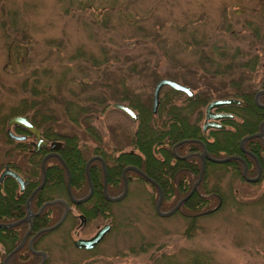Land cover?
<instances>
[{"label": "rangeland", "instance_id": "rangeland-1", "mask_svg": "<svg viewBox=\"0 0 264 264\" xmlns=\"http://www.w3.org/2000/svg\"><path fill=\"white\" fill-rule=\"evenodd\" d=\"M263 3L264 0H0V118L21 107L25 96L38 97L42 91H49L53 95L49 99L51 110L36 105L29 111L35 109L36 118L51 131L49 137L71 138L76 134L81 144L90 147V153L97 140L129 149L132 146L127 143L137 120L112 103H126L120 99L123 91H134L148 99L161 77L182 83L192 80L190 70L203 68L199 50L219 57V51L224 49L225 58H247L249 63L257 53L251 81L259 80L264 73ZM255 27L258 37L253 35ZM78 49L81 55L74 56ZM89 56H106L105 66L101 67L109 72L100 75ZM23 79L28 85L24 86ZM32 83L38 85L35 90H40L39 94H33ZM173 100L182 102L180 97ZM92 110L94 114L90 116L88 111ZM234 118L241 120L236 114ZM86 122L93 124L97 140L87 133ZM188 140L203 144L199 153L206 149L204 140L183 141ZM245 141L244 149H248ZM6 149L18 151L0 133L2 158ZM176 153L175 158L181 154ZM94 155L99 154L91 156ZM20 158V154L15 156L16 160ZM261 169L254 182L243 174L241 177L230 165L205 164L196 187L204 191L218 189L225 197L212 213L198 218L191 235L188 217L175 212L179 207L167 216L158 214V191L133 178L130 191L112 203L118 222L95 247L78 248L73 239L92 235L109 215L87 222L84 228L79 227L78 218L69 234L65 230L69 220L64 219L61 228L39 234L36 246L46 251V264H149L154 250L166 256L176 252L181 257V253L198 249L209 251L219 264H264V168ZM198 176L199 172L187 180L191 187ZM160 209L163 210L161 206ZM71 211L78 213L75 208ZM33 234L27 235V244ZM144 246L148 248L141 250ZM2 261L0 257V264Z\"/></svg>", "mask_w": 264, "mask_h": 264}, {"label": "trees", "instance_id": "trees-1", "mask_svg": "<svg viewBox=\"0 0 264 264\" xmlns=\"http://www.w3.org/2000/svg\"><path fill=\"white\" fill-rule=\"evenodd\" d=\"M254 29L253 35L258 37L257 28L255 27ZM225 54L226 51L224 49L219 51V57L209 54L208 51H203V49L199 50L198 59L199 63H203V68L199 71L190 70L192 72V80L184 81V83L196 90L193 91L192 95H187L185 92L170 86H164L163 90L162 87L156 112L152 111V94L148 95V99H142L134 91H123L120 93V99L126 101L128 105L139 113L136 128L130 137L128 136L129 140L127 143L131 144L135 149L134 151H124L122 150L124 147L122 148L121 145H114L113 147L108 143L101 144L97 140L93 130L94 126L90 122H86V131L98 143L92 147L91 153L90 147L81 144L76 134L71 136V138L66 137L64 145L59 149V153L70 170L72 194L75 197H81L88 192L89 181L85 172V163L89 156L99 154L106 161L107 192L110 195H118L122 191V169L127 164H133L142 169L162 187L164 196L161 208L168 210L189 191L191 184L187 180L194 179L197 176L201 164L199 150L202 145L200 143L188 140L177 144L175 148L177 153H185L187 146H192V152L183 158H175L172 150L175 143L184 139L200 138L205 141L206 149L211 155L219 156L222 153L225 156L236 152L242 153L239 144L240 139L248 133L258 131L259 123L264 119V106L258 105L254 99L255 92L260 88H264V73L257 82L253 83L251 81L252 69L255 68V58L258 56L257 53L254 54L255 58L251 60V63H249L247 58L238 59L232 57L227 59L224 57ZM76 55H81L79 49L74 54V56ZM89 58L93 61V65L97 68L96 70L100 71V75L104 76L107 71L109 72V70L103 68L105 66L103 63L107 60L106 56L100 59L92 56H89ZM235 66L236 68H234ZM132 70L135 69L133 68ZM22 83L26 86L29 82H27V79H23ZM35 88L38 89V85L32 83L30 89L33 94H39L40 90H35ZM50 97H53V95L49 91H42L38 97L34 95L31 98L26 96L22 98L21 107L15 108L8 115L0 118V133H4L5 120L12 114L28 113L32 107L36 108V105H42L47 110H51L49 107ZM174 97L182 98V102L176 103L173 100ZM220 97H236L241 100L239 105L229 104L220 107V109L240 116L241 120L239 121L235 118L226 119L224 122L229 124L230 127L225 129L213 128L204 133L199 123L203 116L202 108L211 99ZM259 100L264 103V93L260 94ZM64 101L66 102V99ZM46 109L44 110L46 111ZM94 109H97V107ZM93 110L92 112L88 111L90 116H93ZM35 113L34 109L28 115L40 127L44 128L43 123L36 118ZM50 117L52 118V114ZM245 146L257 155L261 166L264 168V134L248 138L245 141ZM115 151L119 152L115 154ZM20 153L23 152L21 151ZM24 153L21 154L22 158H20L23 162L27 160ZM30 157L32 159V156ZM28 159L30 160V158ZM245 159L248 164L247 171L252 174L256 171V162L251 155H246ZM53 160L55 164L52 168V178L33 196L30 203L31 207L37 209L44 201L60 197L70 203L71 209L75 208L78 213H83L87 222L90 223L94 219L108 217L109 215L107 221H111L114 227L118 221L115 219L112 207L114 201L108 200L103 192L104 178L101 162L98 159H94L89 165V174L93 185L92 195L85 201L73 203L67 189L66 168L56 157H53ZM3 161L4 159L0 156V170L3 166ZM209 164L230 165L235 172H238L243 177L242 163L235 158L225 162L206 160V166ZM16 169L27 177L29 181L25 189L18 195L14 192V189L17 188V182L13 177L6 176L0 182V220L3 221L19 219L26 213L25 202L35 185L30 180L33 166L16 165ZM127 173L129 175V184L133 178H138L149 183L156 192L158 191L153 182L137 171L129 169ZM38 176H40V168H38ZM200 184L202 187V183ZM129 191L130 188L128 189ZM172 196H174L173 199H171ZM224 197V193L218 189H207L204 191L196 187L194 192L181 203L175 212H182L188 217L189 235L193 234L198 218L212 213L220 205L218 204L219 200L222 202ZM215 206L216 208L214 209ZM63 209L64 203L60 201L47 204L38 215L32 217V231L56 222L60 218ZM71 209L65 218V221L69 220V226L65 228L67 234H69L70 229L74 228L78 220V215L73 213ZM64 222L54 229L61 228ZM27 229L28 222L26 221L12 227H0V243L3 244L2 248L4 249V251L0 250V257H4L11 252L8 259L9 264H37L39 262L41 254L33 249H39L36 246V242L40 235L33 241L31 247L24 241L17 250H14ZM44 232L40 234L42 235ZM146 248L148 247H141V250ZM176 255L177 253L175 252L171 256H166L165 253H156L154 250L150 253L149 264H219L215 261L213 255L204 249L190 250L185 254L181 253V257ZM46 262L43 264H46Z\"/></svg>", "mask_w": 264, "mask_h": 264}, {"label": "water", "instance_id": "water-1", "mask_svg": "<svg viewBox=\"0 0 264 264\" xmlns=\"http://www.w3.org/2000/svg\"><path fill=\"white\" fill-rule=\"evenodd\" d=\"M164 85H168V86H170V87H172V88H174L176 90H181V91L185 92L187 95H192L193 94V89L191 88L190 85L184 84V83H182V82H180L178 80H175L173 78H170V77H166V76L165 77H161L160 79H158L156 81V83L154 85V88H153V94H152V111L153 112L157 111V107H158V104H159L160 90H161L162 86H164ZM262 93H264V88L258 89L255 92V96H254V99H255L256 103L258 105H260V106H264V103H261L259 101V95L262 94ZM240 102H241V100L236 98V97H220V98L211 99L205 106V118H204V122H203V125H202L203 130H206L209 127H216V128L225 127V124L222 123L220 121V119L225 118V117H233L234 114L229 112V111H217V110H214V109L218 108V107H221L223 105L239 104ZM112 104H113V106H115V107L123 110L124 112H126L133 120H137L139 118V113L135 109H133L130 105H128V104H126L124 102H120V101H114ZM7 124H8L7 132H8V134L10 136L19 137L18 135H15L11 131V125H13V124L24 125L25 127L29 128L30 130L35 132L37 135H39V128L37 126H35L33 124V122L30 120V118L28 116L24 115V114H17V115H13V116L9 117L8 121H7ZM259 126H260V130L258 132L253 133V134H248V135H245L244 137H242L240 143H241V147L243 149H244L243 143H244V141L246 139L252 137L253 135L261 136V135L264 134V127H263L264 126V119L260 122ZM182 141H179L178 143H175L173 145V147H172L173 151H175L176 145L179 144ZM58 144H59V142H55L53 144V146L56 147V146H58ZM52 154L57 156L63 162V164H64V166H65V168L67 170V188H68L70 199L73 202H75V203H78V202L86 200L92 193V185H91V183H90L89 192L86 195H84L82 197H79V198L74 197L72 192H71V189H70V171H69L68 166L65 164L63 158L60 156L59 153L53 152V153H49L48 155H52ZM48 155H45V157L43 158V164H42L43 169H44V160H45V158ZM205 155L208 158H210V159H213L215 161H220V162L226 161V160L230 159L231 157H239V156H236V155H228V156L223 157V158H215V157H212L207 152V150L204 148L202 150V152H201V159L202 160H201V167H200L199 176H198L197 180L193 183V185H192L191 189L189 190V192L185 196L180 198L177 201V203L173 207L168 209V210H161L160 209V205H161V202H162V199H163V189L161 188V186L158 183H156L152 178H150L144 171H142L137 166L130 164V165H126L123 168V179H124L123 190H122V192L120 194L115 195V196L109 195L107 193V190H106V184H107L106 166H105L104 159L100 155H94V156L89 157L87 162H86V168H88V165H89L90 161L93 160L94 158H98V159L101 160L102 165H103V171H104L103 172L104 173V194L107 197V199H109L111 201L120 200L127 193L128 181H127V177L125 175V171L127 169H133V170L139 172L140 174H142L145 177H147L151 182H153L157 186V188H158V199L156 201L155 208H156V211H157L158 214L163 215V216H167V215L173 213L180 206V204L186 198H188L190 196V194L196 188V186L199 183L200 179L202 178V175H203V172H204V167H205V157L204 156ZM255 158H256V161H257V168H258L257 175L255 177H247V179L252 180V181L257 180L259 178L260 173H261V166H260L256 156H255ZM243 172H244V175H246V165L244 166ZM6 174H11L19 182V184L21 186V189H23L24 184L26 183V180H24L22 178V176H20L15 170L9 168L8 166H6L1 171V173H0V181L3 179V177ZM44 180L45 179L43 178V180L39 183V185L34 189V191L28 197L27 202H26L27 213L23 217L15 220V221H11V222H0V226H4V227L15 226V225H17V224H19L21 222L30 221L31 216L38 214L41 211V209L46 204H50V203L57 202V201H60V202L64 203V210H63V213H62L61 217L59 218V220L57 222H55L54 224H52V225H49V226H46V227H42V228L36 230L34 232V234L31 236V238L29 239V242H28L29 246L31 245V241L33 240V238L38 233H40L42 231H45V230H49V229L55 228L60 223H62L63 220L65 219L68 211H69V208H70V205H69L68 201H66L65 199H62V198H55V199H52V200L45 201L44 203H42L40 205V207L38 208V210L36 212H34L30 208V205H29L30 199H31L32 195L34 194V192L43 185ZM79 217H80V224L84 223L85 222V218L82 216V214H80ZM109 228H110V224L109 223H105L102 226H100L98 228V230L92 236L75 238L74 239V244L78 248H82V247L83 248H92L93 246H95L103 238V236L105 235V233L108 231ZM29 231H30V228L28 229L27 233H25L23 239L26 237V235L28 234ZM22 242L23 241H21L17 245L16 249L19 248L22 245ZM34 251L35 252H41L43 254L42 260L39 263H37V264H43L45 259H46L45 252L41 251V250H34ZM7 256L2 261L3 264H6Z\"/></svg>", "mask_w": 264, "mask_h": 264}, {"label": "flooded vegetation", "instance_id": "flooded-vegetation-1", "mask_svg": "<svg viewBox=\"0 0 264 264\" xmlns=\"http://www.w3.org/2000/svg\"><path fill=\"white\" fill-rule=\"evenodd\" d=\"M239 104H241V102L239 103ZM239 104H234V105H239ZM229 105V104H228ZM222 107V106H221ZM214 110H217V111H226V110H223V109H220V107H218V108H215ZM230 112V111H229ZM231 113H233V112H231ZM17 114H24V113H16V114H12V115H10V116H8L7 118H6V120H5V124H4V138H5V140L8 142V143H13L14 144V146L17 148V152H13V151H11V150H8V149H6L5 151H4V153H3V159H4V161H3V166H2V168H1V170H0V173H1V171L6 167V166H8L9 168H11V169H13V170H15L20 176H22V178L24 179V180H26V183L24 184V187H23V189H21V186H20V184H19V182L11 175V174H6L4 177H3V179L6 177V176H11V177H13L15 180H16V182H17V188H15L14 189V192H15V194H19V193H21L24 189H25V186L27 185V183H28V178L27 177H25L20 171H18L17 169H16V165H31V167L33 166V170L31 171V178H30V180L35 184L34 186H33V188H32V190H31V192L30 193H32L33 191H34V189L39 185V183L43 180V178L45 179L44 180V183H43V185L40 187V188H42L43 186H44V184L46 183V182H48V180L50 181V179L52 178V168H53V166H54V164H55V162H54V160H53V157H56L58 160H59V162L64 166V164H63V162L57 157V156H55V155H48L49 153H53V152H57V153H59V149L64 145V142H65V138H52V137H49V135H51V134H49L51 131L49 130V129H46V128H43V127H40L38 124H37V122L36 121H34L28 114H24V115H26V116H28L29 118H30V120L33 122V124L35 125V126H37L38 128H39V135H37L35 132H33L32 130H30L29 128H27V127H25L24 125H21V124H13V125H11V131L15 134V135H18L19 137H13V136H10L9 134H8V132H7V128H8V124H7V121H8V118L9 117H11V116H13V115H17ZM234 114V113H233ZM204 118H205V109H204V117H203V119H202V121H201V128H202V130H203V127H202V125H203V122H204ZM232 118H234V116L233 117H225V118H222V119H220V121L222 122V123H224L225 124V127H221V128H217V129H225V128H228V127H230V125L229 124H226L225 122H224V120H226V119H232ZM216 129V127H209V128H207L206 130H203V132L204 133H207L210 129ZM262 136V135H261ZM203 140V139H202ZM16 142V143H15ZM55 142H59V144H58V146H56V147H54L53 146V144L55 143ZM20 143V144H19ZM200 143V142H199ZM202 145V144H201ZM240 147H241V145H240ZM176 148V147H175ZM192 146L190 145V146H187V150H186V152L185 153H181V154H178V156L176 155V157H180V158H183V157H186V156H188L191 152H192ZM122 150H124V151H127V150H129V151H134V149L131 147V148H129V149H122ZM173 150V149H172ZM241 150H242V153L240 152V153H237V154H233V155H236V156H239V157H231V158H235V159H237L238 161H240L241 163H242V174H243V176L244 177H255L257 174V171H258V168H256V173L254 174V175H248L247 174V170H248V164H247V161H246V159H245V156L246 155H251L253 158H254V160H255V162H256V167H257V161H256V158H255V156L257 157V155L254 153V152H252L249 148L248 149H243L242 147H241ZM25 152L26 154H27V160H25L24 162L23 161H21V160H16L15 159V156L17 155V154H23V153H20V152ZM175 152V151H174ZM202 152V151H201ZM201 152H200V156H201ZM60 154V153H59ZM177 154V153H176ZM45 155H48L46 158H45V160H44V169H43V166H42V164H43V158L45 157ZM30 156H32V159H31V157ZM60 156H61V154H60ZM14 157V158H13ZM62 157V156H61ZM205 157V164H206V160H207V156L205 155L204 156ZM28 158H30V160L28 159ZM63 158V157H62ZM103 158V157H102ZM230 158V159H231ZM94 159H98V158H94ZM93 159V160H94ZM104 159V158H103ZM257 159H258V162H259V164H260V161H259V158L257 157ZM64 160V159H63ZM88 160V159H87ZM87 160H86V162H87ZM93 160H91L90 161V163L93 161ZM100 162H101V160L100 159H98ZM104 161H105V159H104ZM20 162V163H19ZM65 162V161H64ZM245 162V163H244ZM90 163H89V165H90ZM12 164V165H11ZM66 164V163H65ZM101 164H102V162H101ZM13 165H15V166H13ZM67 165V164H66ZM89 165H88V168H86V163H85V172H86V175H87V178H88V181H89V189H90V183H91V178H90V174H89ZM246 165V175H244V172H243V170H244V166ZM105 166H106V161H105ZM201 166V165H200ZM260 166H261V164H260ZM65 167V166H64ZM125 167V166H124ZM38 168H40V176H38ZM69 168V167H68ZM102 168H103V165H102ZM262 168V167H261ZM127 170H129V169H127ZM127 170L125 171V175H126V177H127V181H128V187H129V180H128V178H129V175H128V173H127ZM133 170V169H132ZM70 171V170H69ZM204 171H205V167H204ZM66 172H67V170H66ZM104 172V171H103ZM261 173H262V169H261ZM261 173H260V175H261ZM259 175V176H260ZM122 177H123V170H122ZM70 178H71V174H70ZM103 178H104V173H103ZM3 179L0 181V182H2L3 181ZM106 179H107V168H106ZM249 180V179H248ZM258 180V179H257ZM255 181V180H254ZM91 185H92V183H91ZM123 186H124V179H123ZM40 188H38L35 192H34V194L32 195V197H31V199H30V202H29V205H30V208L34 211V212H36L37 210H38V208L40 207H38L37 209H33L32 207H31V200H32V198H33V196L36 194V192L40 189ZM89 189H88V191H89ZM106 190H107V184H106ZM128 191V190H127ZM103 192H104V182H103ZM92 193H93V185H92ZM92 193H91V195H92ZM108 193V192H107ZM87 194V193H86ZM85 194V195H86ZM109 194V193H108ZM30 195V194H29ZM29 195H28V197H29ZM90 195V196H91ZM105 195V194H104ZM110 195V194H109ZM74 196V195H73ZM84 196V195H83ZM89 196V197H90ZM112 196H115V195H112ZM163 196H164V193H163ZM28 197H27V199H28ZM75 197V196H74ZM82 197V196H81ZM88 197V198H89ZM106 197V196H105ZM76 198H79V197H76ZM87 198V199H88ZM107 198V197H106ZM27 199H26V202H27ZM86 199V200H87ZM50 200V199H49ZM109 200V199H108ZM163 200V199H162ZM47 201V200H46ZM67 201V200H66ZM72 201V200H71ZM85 201V200H84ZM111 201V200H110ZM26 202H25V204H26ZM45 202V201H44ZM43 202V203H44ZM73 202V201H72ZM82 202V201H81ZM69 203V202H68ZM73 203H75V202H73ZM79 203V202H78ZM162 203V202H161ZM51 204V203H50ZM47 205V204H46ZM45 205V206H46ZM69 205H70V203H69ZM44 206V207H45ZM71 206V205H70ZM161 206V205H160ZM43 207V208H44ZM42 208V209H43ZM42 209H41V211H42ZM71 209V207L69 208V210ZM64 210V209H63ZM40 211V212H41ZM39 212V213H40ZM26 213H27V205H26ZM25 213V214H26ZM38 213V214H39ZM63 213V212H62ZM24 214V215H25ZM38 214H36V215H38ZM68 214V213H67ZM80 214H82V216L85 218V222L84 223H82V224H80L79 225V227H81V228H84L85 226H86V224H87V219H86V217L83 215V213H77V215H78V218H79V222H80V217H79V215ZM23 215V216H24ZM36 215H32L31 216V219H30V221H26V222H28V229L30 228V231L28 232V234L29 233H34L36 230H34V231H32V224H31V221H32V217H34V216H36ZM62 215V214H61ZM22 216V217H23ZM61 217V216H60ZM21 218V217H20ZM59 220V219H58ZM57 220V221H58ZM56 221V222H57ZM25 222V221H24ZM63 222H64V220H63ZM62 222V223H63ZM22 223V222H21ZM55 223V222H54ZM53 223V224H54ZM105 223H109L110 224V228L108 229V231L112 228V222L111 221H104L102 224H100V225H97V228H96V230H95V232L98 230V228L100 227V226H102L103 224H105ZM20 224V223H19ZM61 224V223H60ZM59 224V225H60ZM52 225V224H51ZM47 226H49V225H47ZM4 227V226H3ZM8 227H12V226H8ZM44 227H46V226H44ZM42 228V227H41ZM52 229H54V228H52ZM52 229H49V230H45V231H50V230H52ZM38 230V229H37ZM107 231V232H108ZM42 232H44V231H42ZM42 232H40V233H42ZM94 232V233H95ZM106 232V233H107ZM40 233H38L34 238H33V240L31 241V245L29 246V247H31L32 246V243H33V241L36 239V237H38V235L40 234ZM93 233V234H94ZM106 233H105V235H106ZM27 234V235H28ZM92 234V235H93ZM25 235V234H24ZM24 235H23V237H24ZM27 235H26V237H27ZM92 235H89V236H84V237H90V236H92ZM104 235V236H105ZM103 236V237H104ZM23 237H22V239H21V241H23L22 242V244L24 243V241H25V239H26V237L23 239ZM20 241V242H21ZM73 241H74V239H73ZM100 242V241H99ZM98 242V243H99ZM97 243V244H98ZM29 244V243H28ZM1 245H3L2 243H1ZM96 246V245H95ZM95 246H93V247H95ZM92 247V248H93ZM83 248V247H82ZM0 250L1 251H4V249L0 246ZM33 250H41V251H44L45 252V254H46V251L45 250H43V249H33ZM37 253H39V254H41V258H40V260H42V257H43V254L41 253V252H37ZM8 255V256H7ZM10 255H11V252L10 253H7L4 257H3V260H4V258L7 256V260H6V262H8V259L10 258ZM46 257H47V254H46Z\"/></svg>", "mask_w": 264, "mask_h": 264}]
</instances>
